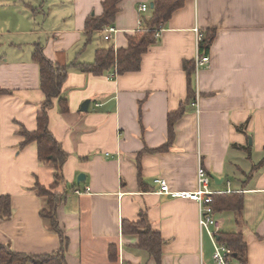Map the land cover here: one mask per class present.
Wrapping results in <instances>:
<instances>
[{"label": "crops", "instance_id": "crops-1", "mask_svg": "<svg viewBox=\"0 0 264 264\" xmlns=\"http://www.w3.org/2000/svg\"><path fill=\"white\" fill-rule=\"evenodd\" d=\"M103 1L59 0L70 5L52 22L40 0H5L0 88L11 93L0 94V196L11 197L12 215L0 219V243L35 256L61 248L41 217L46 200L34 189L37 182L53 184L55 171L39 160L36 142L22 145L21 130L37 128L46 98L33 60L40 43L49 59L70 65L63 88L69 111L61 112L58 99L48 111L49 128L68 153L57 188L66 192L57 217L68 239L67 264H221L200 228L198 204L159 194L154 183L161 177L173 191L194 190L201 165L216 194L244 193L240 223L233 211L216 210L221 232H241L247 242L246 261L232 256L228 264H264V166L252 171L264 158V0H185L143 54L140 69L115 77L114 70L97 75L73 63H93L99 48L127 47L141 18H150L153 0H121L110 40L104 30L87 35L85 29L89 16L102 15ZM143 3L150 6L146 13L139 10ZM208 30L215 32L211 62L199 68L195 62L196 95L186 103L184 63L196 60L199 36ZM182 102L174 141L158 151L168 140V115ZM240 147H250V155ZM143 214L163 239L160 262L138 248V234L123 232L124 220Z\"/></svg>", "mask_w": 264, "mask_h": 264}, {"label": "trees", "instance_id": "trees-1", "mask_svg": "<svg viewBox=\"0 0 264 264\" xmlns=\"http://www.w3.org/2000/svg\"><path fill=\"white\" fill-rule=\"evenodd\" d=\"M120 1L104 0L102 15H91L87 18L85 24L86 34L90 35L92 32L103 31L106 27L112 25L119 11L118 4ZM184 2L185 0H153L154 6L151 8L150 18H142L140 29L129 36L127 47L118 49L114 47L99 48L96 50L93 63L74 62L73 65L80 67L83 71L97 75L110 70H114L119 75L139 70L143 54L157 41L156 33L164 27V24L171 18L173 13L183 6ZM214 38L215 32L213 30L205 32L203 39L199 42L200 55L208 53ZM33 60L39 65L40 88L45 93L46 98L42 103L41 111L37 114V128L33 131L21 130V135L24 137L22 145L36 142L39 160L55 171L53 184L46 187L37 182L34 189L37 190L39 196L44 197L46 200V204L40 212L41 217L46 221L49 228L59 235L61 248L53 254L35 256L17 252L9 245L0 243V264H67L65 250L68 239L64 235L57 217V207L65 199L66 192L57 191V188L64 183L62 169L68 158V153L49 128L48 111L53 107L55 99L59 100L62 113L69 111L67 99L63 96V88L68 78L70 65L60 64L49 59L40 43L35 47ZM184 69L188 75L189 90L186 103H190L196 95L194 88L195 61H186ZM2 93L11 92L0 88V94ZM186 103L182 102L178 110L168 115V140L165 145L157 149L158 151L167 150L172 145L175 136L174 124L184 114ZM240 149L245 150L248 155L251 153L250 147H240ZM262 166H264V158L254 166L252 171ZM248 178H250V175H248ZM139 182L141 185L143 184L141 172H139ZM213 206L215 211H233L237 223H240L243 215L244 193L215 194ZM11 215V197L8 195L0 196V219H8ZM122 229L125 233L138 234L140 237L138 248L146 251L157 262H160L164 242L160 232L152 227L146 214H143L141 219L136 222L124 220ZM219 241L226 245L233 257L239 259L242 263L246 261L247 242L243 233L221 232ZM109 252L111 258L116 257L117 249L114 245H111Z\"/></svg>", "mask_w": 264, "mask_h": 264}, {"label": "built area", "instance_id": "built-area-1", "mask_svg": "<svg viewBox=\"0 0 264 264\" xmlns=\"http://www.w3.org/2000/svg\"><path fill=\"white\" fill-rule=\"evenodd\" d=\"M150 9L149 4L143 3L140 5L139 10L142 13H146ZM142 24V18H141ZM117 31L114 26H108L104 29V39L110 40L113 34ZM156 36H160V31L156 33ZM203 39L199 36L198 41ZM197 68L207 66L211 62L209 55H197L196 56ZM117 74L113 71L110 77H115ZM192 106L199 109L197 100L192 102ZM211 177L207 170L201 165L197 170V186L194 190L190 191H173L167 180L164 178H155L154 183L158 185L157 193L169 195L171 197H184L188 198L198 204L199 207V224L202 231H205L212 238L214 244V258L221 264H228L232 255L227 249L226 245L219 241V236L223 227V221L216 216V211L213 206L214 195L216 194L210 187ZM77 193H81L80 190H76ZM227 192H231L230 188Z\"/></svg>", "mask_w": 264, "mask_h": 264}, {"label": "rangeland", "instance_id": "rangeland-1", "mask_svg": "<svg viewBox=\"0 0 264 264\" xmlns=\"http://www.w3.org/2000/svg\"><path fill=\"white\" fill-rule=\"evenodd\" d=\"M40 2L43 3V11L47 13V15H51V18L49 20L52 22L53 20H56L57 10L70 5V3L67 2L65 5L62 6L59 3V0H40ZM39 17L42 23L44 20V14L42 11L40 12ZM2 31L5 32V0H0V33ZM5 49V35H0V61L4 58L3 55H5Z\"/></svg>", "mask_w": 264, "mask_h": 264}, {"label": "water", "instance_id": "water-1", "mask_svg": "<svg viewBox=\"0 0 264 264\" xmlns=\"http://www.w3.org/2000/svg\"><path fill=\"white\" fill-rule=\"evenodd\" d=\"M153 6H154V3L152 2V3H151V7L153 8ZM89 103H90V100H86V101L82 104V106H81V110H82V111H87V110H88V107H89ZM84 178H85V175H84V174H80V175H79V178H78L79 182H80L82 179H84Z\"/></svg>", "mask_w": 264, "mask_h": 264}]
</instances>
